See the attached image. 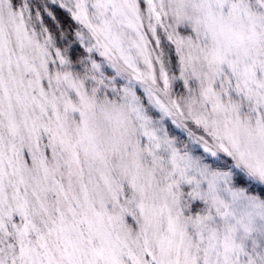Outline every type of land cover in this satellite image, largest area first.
<instances>
[{"label": "snow or ice", "instance_id": "6c2138e0", "mask_svg": "<svg viewBox=\"0 0 264 264\" xmlns=\"http://www.w3.org/2000/svg\"><path fill=\"white\" fill-rule=\"evenodd\" d=\"M0 264H264V0H0Z\"/></svg>", "mask_w": 264, "mask_h": 264}]
</instances>
